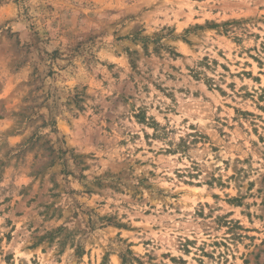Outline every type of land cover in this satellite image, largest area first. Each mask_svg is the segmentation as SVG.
<instances>
[{
	"label": "rangeland",
	"instance_id": "374dc122",
	"mask_svg": "<svg viewBox=\"0 0 264 264\" xmlns=\"http://www.w3.org/2000/svg\"><path fill=\"white\" fill-rule=\"evenodd\" d=\"M0 264H264V0H0Z\"/></svg>",
	"mask_w": 264,
	"mask_h": 264
}]
</instances>
